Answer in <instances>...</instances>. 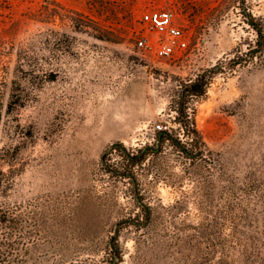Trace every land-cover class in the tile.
I'll return each instance as SVG.
<instances>
[{
    "label": "rangeland",
    "instance_id": "1",
    "mask_svg": "<svg viewBox=\"0 0 264 264\" xmlns=\"http://www.w3.org/2000/svg\"><path fill=\"white\" fill-rule=\"evenodd\" d=\"M166 7L189 45L157 58L136 36ZM250 21L264 32V0H0V204L33 218L26 264H264V46ZM198 77L203 96L182 92Z\"/></svg>",
    "mask_w": 264,
    "mask_h": 264
},
{
    "label": "trees",
    "instance_id": "2",
    "mask_svg": "<svg viewBox=\"0 0 264 264\" xmlns=\"http://www.w3.org/2000/svg\"><path fill=\"white\" fill-rule=\"evenodd\" d=\"M250 23L257 28L253 21H250ZM257 29L260 36L258 43L263 47L264 32L259 28ZM206 84V81H203L202 78L198 77L190 83L184 84L182 92L188 93L189 96L201 97L205 94ZM178 113L183 114V110L178 109ZM179 121L184 127L185 134H187V137L191 140L188 142H191V145L193 146L196 145L197 141H199V133L195 128L194 123L190 122L189 115H180ZM158 132L160 139L170 136L168 131ZM182 148L186 150L184 146ZM148 149L149 147L140 148L138 154L132 156L129 155L133 165H136L139 161L143 160ZM3 160H5L4 154L0 155V163ZM126 174L130 175L131 173ZM7 180V173L0 169V191H3L10 185V181ZM29 220L30 223H28ZM31 222H33V218H31L30 214L28 216L25 215L22 205L0 204V264H26V261L21 257V245L25 237L28 235L26 224L29 225Z\"/></svg>",
    "mask_w": 264,
    "mask_h": 264
},
{
    "label": "built area",
    "instance_id": "3",
    "mask_svg": "<svg viewBox=\"0 0 264 264\" xmlns=\"http://www.w3.org/2000/svg\"><path fill=\"white\" fill-rule=\"evenodd\" d=\"M140 21L143 31L137 32L135 44L144 53L157 58H171L188 48V35L173 8L149 10L143 13ZM167 130L170 126L157 125V131Z\"/></svg>",
    "mask_w": 264,
    "mask_h": 264
}]
</instances>
